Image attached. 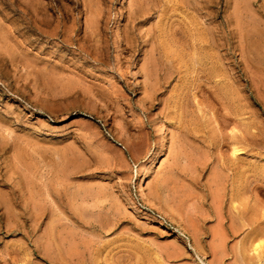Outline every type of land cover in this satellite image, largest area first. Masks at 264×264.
<instances>
[{"label":"rangeland","instance_id":"obj_1","mask_svg":"<svg viewBox=\"0 0 264 264\" xmlns=\"http://www.w3.org/2000/svg\"><path fill=\"white\" fill-rule=\"evenodd\" d=\"M0 264H264V0H0Z\"/></svg>","mask_w":264,"mask_h":264},{"label":"bare ground","instance_id":"obj_2","mask_svg":"<svg viewBox=\"0 0 264 264\" xmlns=\"http://www.w3.org/2000/svg\"><path fill=\"white\" fill-rule=\"evenodd\" d=\"M239 150H240L239 147H237L235 145L232 147V153L233 154H236V152H238ZM136 180H137L136 185H135L136 192L139 193V194H141L142 195V198H145L146 199V191L144 190V185H143V182H142V178L141 177H138V179H136ZM150 205H151V202H150ZM160 205H161L160 203L159 204L157 203L154 206V208H156L158 211H161V212L164 213L165 212V209H164V207H162ZM166 211H167V213L169 215H171V216L173 215L169 210H166Z\"/></svg>","mask_w":264,"mask_h":264}]
</instances>
